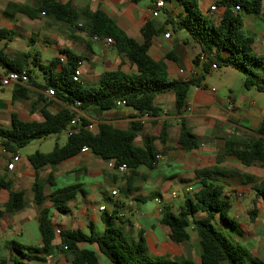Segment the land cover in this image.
Listing matches in <instances>:
<instances>
[{"label":"trees","instance_id":"trees-1","mask_svg":"<svg viewBox=\"0 0 264 264\" xmlns=\"http://www.w3.org/2000/svg\"><path fill=\"white\" fill-rule=\"evenodd\" d=\"M139 4L145 0H131ZM153 1V0H152ZM180 7L175 15L167 7L162 8L165 16L163 23L149 20L141 29L143 42L138 43L128 36L117 23L102 9H86L83 13L84 23H79L81 15L72 3L61 0H41L40 11L50 16L63 26L84 30L89 38L100 41L111 40L115 50L125 56L135 68L134 73H126L121 69L106 70L102 73L96 86H85L76 75L83 63V57L70 50H63L61 57H55L43 64L38 58L31 61L29 54H17L9 57L5 51L4 42L11 41L14 33L0 28V73H29V85L42 91H54V100L40 94L43 120L24 121L13 114L11 128L0 124V147L11 154H17L19 149L27 147L35 140L60 135L76 117L80 123L69 134L66 144L56 145L49 153L35 152L28 159L36 177L32 186L34 203L39 206V229L42 237L41 246H24L17 242L11 247L19 250L25 260L15 259V264H32L33 260H43V256L52 257L55 253L68 254L72 264H100L97 252L82 245H95L99 252L113 264H196L191 258H177L166 255H152L149 251L146 237L142 231L136 235L126 232L121 226L113 223V215H106V228L98 234L94 225L89 224L90 231L85 233L75 227L60 230L54 227L51 220V208L45 206L50 200L52 208L59 213H69V203L76 197L78 186L57 188L53 173L47 179L41 177L46 168L55 169L59 164L77 156L84 149L106 162H113L114 168L126 165L132 172L140 167L154 168L159 163L162 151L154 147L152 142L140 146L136 143L138 135L143 130L139 120L131 122L128 129H121L108 123L105 114L118 109L117 102L125 101V107L131 110L133 118L149 114L152 118L159 117L162 109L156 104L160 94L173 93L175 96V112L181 116L188 107V97L191 90L201 87L210 74L213 65L232 67L244 74V88L264 92V54L255 52V39L245 33L243 15L264 14V0H219L216 6L225 7L222 14L211 11L210 16L201 12L199 0H163ZM155 6V5H154ZM237 7L240 9L237 10ZM153 8V7H152ZM20 11L34 17L36 11L21 7ZM180 30L187 31L191 40L198 46V53L193 59L194 67L200 69L189 79H169L166 60H171L168 54L164 59H156L150 49L155 37ZM207 60L201 62V56ZM38 68L43 81L38 82L34 72ZM75 78H78L77 80ZM29 88L16 85L13 91L14 100L28 99ZM59 100V110L53 113L49 107ZM80 103V105H78ZM77 109L83 114L80 115ZM91 119L101 120L98 131L88 129ZM256 137L239 139L235 137L227 141L223 156L236 158L245 167L259 165L264 168V119L255 130ZM161 138H166V130ZM178 145L183 149L197 148L200 139L193 134L181 121ZM202 178V186L193 198H187L178 213L164 206L161 222L169 227V238L176 244L191 240L190 229L198 234L201 246V264H264V261L251 254L249 249L225 236L213 224L216 215L225 226L237 230L239 223L231 217L233 205L225 196L224 185L218 183L222 176L216 169H205L197 172ZM249 182H254V176H248ZM12 181L0 178V194L9 191L10 196L0 211V219L4 214H16L27 207L26 193L14 192ZM52 188L50 196L45 194V187ZM253 190L259 199L264 200V184L255 185ZM204 213L205 215H200ZM259 214L255 209L251 212L254 220ZM23 248L29 253L23 252ZM2 264H8L2 258Z\"/></svg>","mask_w":264,"mask_h":264},{"label":"crops","instance_id":"crops-1","mask_svg":"<svg viewBox=\"0 0 264 264\" xmlns=\"http://www.w3.org/2000/svg\"><path fill=\"white\" fill-rule=\"evenodd\" d=\"M61 1L64 3H72L75 6L81 15L79 19V23L81 24L85 22L83 13L86 9H102L128 36L138 43L143 42L141 29L146 22L156 20L157 22L163 23L165 20L162 9L159 10L157 17H154L149 11L152 7H156L157 2L163 0H151L145 6L141 5L142 2L136 4L131 0ZM217 1L219 0H204V9L210 12V15L212 14L211 11L219 15L225 10V7L216 6ZM40 6L41 0H0V28L14 33L11 41L3 43L9 57L17 54H29L31 55V61L36 56L41 63L46 64V62H50L55 57H61L66 60V57L61 54L63 50L73 51L84 58L80 67V81L85 86L96 85L100 76L106 70L121 69L129 74L135 72V68L129 60L125 56L120 55L111 42L89 38L84 30L63 26L55 22L50 16L39 10ZM21 7L28 8L30 11L37 10V12L32 18L21 12ZM165 7L170 9L175 15L181 11L180 7L172 3H165ZM212 7L215 9L212 10ZM247 16V19L243 17L244 27L246 24L249 25L248 31L252 33V37L255 39L256 51L260 39L258 36L259 34L262 36L264 34V22L262 21V19L264 20V14H247ZM35 32H38L37 37L35 36ZM130 33H135L138 36L134 37ZM167 34L170 33L164 34V39L158 36L155 37L150 53L159 60L164 59L168 54L173 56L171 60H166L169 75L172 76V79H189L193 74L199 73L200 69H196L193 62L194 57L198 53L197 46H194L192 56L189 55L187 58V60L191 59V64L179 65L177 61L178 49L182 52L189 50L186 48L189 45V40L167 39ZM171 36H173V33L172 35L170 34ZM37 43L39 44V48L36 47ZM28 45H30V48ZM18 47H26V50H20L22 52L17 51L16 53L9 52V49L14 50ZM262 49V51L257 50L256 53L264 54V44ZM44 59L51 60L45 62ZM218 69L210 70V74ZM37 70L40 71L36 68L34 75ZM15 86L12 84L0 85V88L10 87L13 93ZM25 87L29 88L28 93L31 92L33 87L37 88L29 84ZM229 90L230 93L226 91L223 85H220V87L211 86L208 80L205 79L201 87H195L191 90L188 97V107L181 116L175 112V96L173 93L157 96L156 104L162 109V113L159 117L151 118L143 123V130L136 139V143L140 146L152 142L155 148L163 152L159 157V163L152 169L140 167L136 172H132L128 168L121 171L112 167L110 165L111 162L100 159L88 149L59 164L55 169L46 168L41 177L45 180L50 173H53L57 188L78 186L75 199L69 203V213L63 216H61L62 214L56 215L58 211L52 208V206L45 205L51 208V219L54 221L53 225L57 231L79 227L85 233H89V224L92 223L96 233L101 234L106 228L104 217L106 215H113V223L121 226L126 232L133 235H136L139 231L144 233L149 251L152 255L170 256L164 253L168 250L170 253L180 256L181 253L178 245L180 246L184 243L176 245V243L170 240V229L161 222L162 213L159 210L164 208V203L177 199L186 200L187 198H193L195 193L200 190L203 181L198 176V171L216 169L222 174L218 178V183L223 185L228 184L229 176L227 173L229 166L232 163H238L240 168L242 164L232 156H226L220 164L218 163L219 157L223 156L225 143L235 137L241 140L255 138V130L259 128L264 119V114H262L264 113V108L257 105L256 101L252 102V105L256 109L254 112L242 110L241 101L246 100L245 95L241 97V100L234 94L231 88ZM48 92L46 96L54 100V96H50ZM40 94H43V91L39 93V99ZM18 100H14L13 95L11 101H5L0 98V121H11L12 125L13 114H17L24 121L43 120L42 114L29 112L26 115L21 113ZM54 103H58L59 108L62 105L59 100H56ZM50 107L49 110L51 112H57ZM38 115H40V119L37 118ZM133 115L134 113L125 106H119L117 110L107 112L105 119L108 123H112L121 129H128L132 121L139 120V118H133ZM91 120L97 124L101 121L99 119ZM182 120L187 128L200 139V145L197 148L183 149L179 147L178 138ZM164 130H166V138L163 142L161 138L163 137ZM16 157H18L17 161L15 160ZM28 157L26 161L23 159L21 153L11 154L3 147H0V178H6L12 181V190L14 192L24 191L26 193L27 206L29 202L35 204L33 201L32 186L36 177L35 170L30 164ZM162 162H166L168 166L177 164L179 172L172 175L161 174L152 177V173L160 169ZM11 163L14 164L13 169L9 168ZM79 170L83 171L85 177H88L90 180L78 178L75 183L66 185V182H62L61 184L60 179L62 175ZM248 176L254 175L248 174ZM247 177L246 179L248 181ZM173 178L177 179L181 185L178 191L170 193V181ZM194 182L200 185L196 190L192 188ZM246 185L253 189L257 183L256 180L254 182L248 181ZM113 191H118V194L113 196ZM51 192L52 188L46 185L45 194L50 196ZM226 192L227 190L224 191V193ZM9 196V191L1 192L0 211L3 210L4 204L8 201ZM156 197L162 198L163 203L158 204L155 201ZM149 199L154 200L158 204L154 214L147 210H141L139 206L141 203H146ZM105 201L109 202L110 206H107L104 203ZM103 206L106 207L105 210H101ZM200 215L205 214L200 213ZM136 231L138 232L136 233ZM7 243L9 244V242ZM82 247H85V245H82ZM95 247V252L97 254L100 253L97 246ZM60 255L64 257L66 264H72L71 257L68 254L56 255L57 260L60 259ZM0 256L4 258L1 254ZM49 258L51 257L44 256L43 261L48 263Z\"/></svg>","mask_w":264,"mask_h":264},{"label":"rangeland","instance_id":"rangeland-1","mask_svg":"<svg viewBox=\"0 0 264 264\" xmlns=\"http://www.w3.org/2000/svg\"><path fill=\"white\" fill-rule=\"evenodd\" d=\"M151 0H145L141 3L142 6H145L147 3H150ZM201 12L205 16H210V12H207L204 9V0H199ZM244 18L247 19V13L240 12ZM161 16V13H160ZM264 22V20L262 19ZM248 26L245 25L244 30L245 33L249 36H253L251 32L248 31ZM64 31V29H63ZM37 33L35 32V36L37 37ZM173 36L167 39H188L189 42L186 46L189 50H184L182 52L178 49V64L179 65H187L191 64V59L187 60L188 56H192V52H194V46H197L192 40L190 34L185 30H180L177 32H172ZM132 36H138L135 33H130ZM164 34H161L158 36L161 39H164ZM259 42L257 44V50L262 51L263 44H264V34L263 36L259 34L258 36ZM97 46V44H96ZM30 48V45H28ZM36 47L39 48V44L37 43ZM198 48V46H197ZM20 50H26L25 48L18 47L14 50H10V53L13 52H22ZM256 50V51H257ZM255 51V52H256ZM46 61H50L51 59H44ZM47 63V62H46ZM35 75H37L36 80L42 82L43 76L40 71H36ZM81 76V75H80ZM169 79H172V76L169 75ZM206 80H208L209 84L211 86L220 87V85L225 86V89L228 93H230L229 88L233 90L234 94L238 96V98L241 99L243 95H245L246 100L241 101V108L242 110H247L250 112H254L256 109L252 105L253 101H256L257 105L264 108V92H258L256 90H246L244 88V74L240 71H237L236 69L232 67H220L217 71H215L212 74H209L206 76ZM228 82V83H226ZM97 87V84L94 85ZM42 92L40 89L32 88L31 92L28 93V99H19L18 103L20 106L21 113L28 114L31 113H40V109L43 106V103L40 102L39 99V93ZM43 94L46 96L47 91H43ZM12 88H0V98H2L5 101H11L12 100ZM240 102V101H239ZM52 110L57 111L59 109L58 103H53L50 107ZM264 114V113H262ZM25 116V115H24ZM40 119V115L38 117ZM3 127L5 128H11V121H0ZM69 134L66 132H63L60 135L50 136L45 139L35 140L31 142L27 147L19 149V153H21L24 160L27 161V156L35 153V152H42V153H49L51 152L56 145H64L67 142ZM237 163H232L229 166L228 169V184H224V191L227 190V192H231V190L240 191L243 196L237 197V196H231L230 201L233 205L232 211H231V217H234L237 222L239 223V227L237 230H233L228 226H225L222 221L220 220L219 215H216L215 221H213L214 226L217 230L222 232L225 236L231 238L235 242H240L241 244L245 245L251 254L254 256H257L261 258L264 261V200L259 199L256 196V192L246 185L248 183L246 177L248 174L254 175L256 177V183L264 184V169L260 166H254L251 168L245 167L243 165L238 166ZM177 164L168 166L166 162H162L160 165V169L156 170L152 173V177H155L157 175L166 174V175H172L174 173L179 172V168L177 167ZM254 173V174H253ZM65 176V177H64ZM10 177H12L10 175ZM78 178H85L86 180H90L88 177H85V174L83 171H76L73 173H69L67 175H62L60 182H66L65 184L75 183V181ZM227 179V178H226ZM170 193L173 191H178L180 188L181 183L177 179H172L170 181ZM199 184L194 182L192 184L193 189H198ZM226 192V193H227ZM107 206H110V203L105 201L104 202ZM185 199H177L172 202L164 203V206H169L172 208L174 213H178L181 209V207L184 205ZM47 206H51V202L47 201ZM157 203L154 200L149 199L146 203H141L139 206L141 210H147L151 212L152 214L155 213ZM40 207L36 204H31L29 202V205L22 211L18 212L17 214H9L7 213L0 219V254L2 257L6 258L8 260V264H14L15 259H21L25 260L23 257H21L22 253L11 247L13 244L8 245L7 242H17L24 246H41L42 245V237L41 232L39 229V222H38V215L40 213ZM257 209L259 211L258 216L253 220L251 217V212ZM98 211V207H97ZM63 213H56V215ZM52 220V219H51ZM54 223V221L52 220ZM138 231H136L137 233ZM192 238L190 241L178 245V249L181 253V255H174L170 253L168 250H166L164 253H167V255L174 256L177 258H191L194 259L196 264H201V254H200V243H199V237L196 232L190 229ZM177 245V244H176ZM8 246V247H6ZM86 248L96 250L95 246L91 245H85ZM176 248V247H175ZM23 252L29 253V250L26 248H23ZM57 256L59 253H55ZM56 255H53L51 258H49V262L46 263L43 260H33L32 264H66L65 259L62 255L59 256L60 259H56ZM100 258V264H111V262L108 260L107 257L104 255L98 253ZM44 257V256H43ZM249 264H252L251 262H248Z\"/></svg>","mask_w":264,"mask_h":264},{"label":"built area","instance_id":"built-area-1","mask_svg":"<svg viewBox=\"0 0 264 264\" xmlns=\"http://www.w3.org/2000/svg\"><path fill=\"white\" fill-rule=\"evenodd\" d=\"M164 6H165L164 2L163 1H159V2H157L156 7L151 8L149 11L154 17H157L158 14H159V10L162 9ZM213 9H215V8L212 7V10ZM239 9L240 8L237 7V10H239ZM166 37L169 38L170 34H167ZM108 41L111 42V40H108ZM206 60H207V56L206 55H202L201 56V62L203 63ZM217 68H218L217 65H213L210 70H215ZM195 74H193V75H195ZM76 75L78 77H80V75H81V70L80 69L77 71ZM75 79L77 80L78 78H75ZM29 80H30V77H29L28 71L11 72L9 74L0 73V85H11L12 84V85L26 86L27 84H29ZM48 94L50 96H54V91L49 90ZM78 105H80V103ZM117 105H118V107L119 106H125L126 103H125V101H118ZM230 109H231V107H230ZM77 112L80 115H83L78 109H77ZM151 118L152 117L149 114H145L144 116H141L139 118V121H141V123L143 124L146 121L150 120ZM79 123H80V117L78 116V117H76L75 119L72 120V122L67 126V128L64 130V132H66L68 134H71V132L73 131V128L75 126H77ZM98 125H99V123L97 124L95 121L91 120V123L87 127H88V129H90L91 131L96 133L98 131ZM85 150H87V149H84L83 151H85ZM15 160L17 161L18 157H16ZM110 165L112 167H114L113 162H111ZM9 168L13 169L14 168V164L11 163L9 165ZM118 169L123 171V170L127 169V166L123 165V166L119 167ZM117 194H118V191H113L112 192L113 196H116ZM225 196H227L228 198H230L231 196H237V197L240 198V197L243 196V194L240 191L231 190V192L229 191V192L225 193ZM155 201L158 204H162L163 203V199L160 198V197H156ZM105 208L106 207L103 206V207H101V210H105ZM159 211H160V213H162L163 209L161 208ZM0 264H2L1 256H0Z\"/></svg>","mask_w":264,"mask_h":264}]
</instances>
